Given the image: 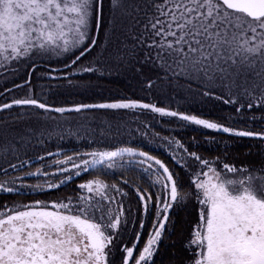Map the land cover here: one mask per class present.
<instances>
[{
	"label": "snow or ice",
	"instance_id": "6c2138e0",
	"mask_svg": "<svg viewBox=\"0 0 264 264\" xmlns=\"http://www.w3.org/2000/svg\"><path fill=\"white\" fill-rule=\"evenodd\" d=\"M108 11L105 21V0H0V80L14 81L21 71L28 77L0 94L8 101L0 111L22 109L15 121L25 124L14 131L7 120L0 122V193L47 197L73 177L117 168L138 172L147 186L127 178L108 183L97 175L71 194L0 204V264H157L179 209L189 231L184 254H171L169 264H264V159L206 157L190 150L197 145L157 132L148 143L159 140L171 166L141 147L101 146L124 132L134 135L130 125L145 111L172 118L167 123L179 128L194 125L264 146V126L253 129L255 122L264 125V0H110ZM97 47V55L81 64ZM53 60L63 68H46V78L66 80L68 87H79L73 80L78 72L131 69L142 92L163 88L173 95L165 106L123 96L52 107L32 76ZM57 72L65 74L52 75ZM21 89L24 95H11ZM209 101L233 111L214 118L192 114L190 105ZM96 109L125 110L137 119L93 126L52 115ZM254 110L261 115H248ZM148 128L138 123L135 134L146 139ZM68 137L97 147L28 154ZM34 162L40 166L24 170ZM30 177L37 182H27Z\"/></svg>",
	"mask_w": 264,
	"mask_h": 264
},
{
	"label": "trees",
	"instance_id": "16d2710c",
	"mask_svg": "<svg viewBox=\"0 0 264 264\" xmlns=\"http://www.w3.org/2000/svg\"><path fill=\"white\" fill-rule=\"evenodd\" d=\"M110 0H105V12L104 18L105 21L109 18V6ZM105 27L107 25L105 24ZM93 34H95V29H93ZM100 44L103 45L105 43L104 32L101 29L99 34ZM111 47V46H109ZM100 51V47H97L96 50L90 55L85 57L81 64H87L88 61L92 60L93 57L97 55ZM66 62V61H65ZM79 67V65L77 66ZM46 68H63V62L57 63L55 60L51 62H47L46 65L39 68L36 73L32 76V85L35 86V90L37 93L43 92L45 94L44 98L47 100L50 106L52 107H71L75 103H99L110 101L112 99H117L123 96H129L131 98H141L144 102H158L159 106H165L169 104V97L173 95L171 89L165 90L163 88H159L156 90L155 94L142 92L140 90V86L138 84V78L136 74L131 70H120L113 71L111 74L105 73L103 76H99L95 73H87V72H78L77 75L73 77V80L79 87H68V82L66 80H49L46 78L47 72ZM63 72L52 73V75H64ZM43 77V78H42ZM27 74L23 71L19 74V76L14 81H9L5 83L3 80H0V94L4 92L5 88H11L13 83L20 84L27 80ZM48 85H52V89L49 90ZM56 85H60V87H55ZM26 89H21L19 91L13 92L11 95L22 96L24 95ZM180 98L179 95L176 97ZM8 102L6 98L0 96V103ZM175 103L172 104V107L175 108ZM192 114H202L204 118H214L218 115H227L232 112L233 109L230 105H224L220 101H209L205 104H192L190 105ZM30 113H35L37 110L34 109H26ZM22 109L18 107H14L11 110L0 111V122L7 120L8 127L14 131H20L25 127L24 123H18L15 121V117ZM211 113V116H209ZM255 114L260 116L261 113L258 110H254V112H249L248 115ZM56 116L59 120L62 121H71L73 124L76 123H84L87 124L89 121L92 122L93 126L99 125L103 122H112L114 125L118 124L121 120H136L135 116H129L126 114L125 110L113 111V110H88L83 114H65L61 116L60 114H52ZM87 117V119H85ZM172 118L165 117L159 118L156 116L154 118V114L150 112H143L139 114V125L143 123H148L149 128L147 131L149 132L148 137L145 139L139 134H135V129L138 127V123H132L130 128L132 129L134 135H128L127 132H124L121 135H117L113 138L105 140L104 144L101 146H132V147H141L142 150L149 151L150 154L157 156L162 160H168V156L170 152L165 149L164 146L161 145L159 140H155L151 144L148 143L149 140H152L151 133L157 132L160 133L161 136L173 135L177 139H180L186 146H190L192 144L197 145L196 147H191L190 150L197 151L201 155L206 157H215L221 156L223 157L225 153L228 154L229 160H235L237 163H250L257 162L261 159H264V146L257 140L251 138H234L229 137L227 134L215 133L211 130H206L198 126L190 125L188 127L179 128L174 123H167V121H171ZM32 126L38 127V122L33 119L31 121ZM264 125H261L258 122L253 123V129H259ZM141 131H144L143 127H141ZM3 133V125L0 123V136ZM215 141L213 143L212 141ZM120 141H125L127 144L119 143ZM97 147L96 144H93L89 147L87 141H80L73 137H68L65 140L61 141L58 139H53L49 141L46 145L37 148H29V155L44 154V149L47 151L55 152L59 149H64L66 154H71L72 150H81L88 151L91 148ZM62 158V157H61ZM9 159H12L9 157ZM18 161L12 159V163H17ZM3 161H0L2 164ZM169 165L171 166L172 162L168 160ZM4 167H7V164H3ZM40 165L37 163H33L31 166H26L24 170H33ZM10 174L18 175L19 173ZM92 173L82 174L79 177H73L71 181L67 184L61 186L58 190H53L48 194L47 197L34 196V197H16L11 194L0 193V204L11 201V200H23V202H28L33 199H48L51 197H56L61 195L64 192L70 191V186L72 183H78L84 181L87 176ZM2 175V172H0ZM101 177L104 178L106 182H114L119 181L122 178H127L130 183L139 182L142 186L146 187L147 184L144 180H139V173L135 171L122 172V170L115 171L113 174L111 173H99ZM29 183H36L37 178L30 177L28 178ZM134 191L130 190V195H132ZM173 220L176 221V227L172 231L171 235L167 236L164 244L161 245V256L157 258V264H169V259L171 254L175 253L177 256H182L185 251L186 245V237L189 231L188 217L185 215L184 209H179L174 213Z\"/></svg>",
	"mask_w": 264,
	"mask_h": 264
},
{
	"label": "rangeland",
	"instance_id": "374dc122",
	"mask_svg": "<svg viewBox=\"0 0 264 264\" xmlns=\"http://www.w3.org/2000/svg\"><path fill=\"white\" fill-rule=\"evenodd\" d=\"M118 170H120L119 168H117V169H113V170H108V171H106L107 173H115V171H118ZM92 174L91 175H89V176H87V178L84 180V181H86V180H88V179H91L93 176H97V175H99V173L98 172H91ZM100 176V175H99ZM100 178L101 179H103L104 180V178L103 177H101L100 176ZM84 181H82V182H84ZM82 182H78V183H72L73 185L72 186H70V191H68V192H64V193H62L61 195H66V194H71V193H73L75 190H76V186L79 184V183H82ZM108 183H111V182H109L108 181ZM129 194H130V192H129ZM38 196H41V195H38ZM60 196V195H59ZM134 196H135V194H134V192L132 193V195H130V197H132L133 199H134ZM51 198H54V197H51V195L48 197V199H51ZM184 212H185V210H184Z\"/></svg>",
	"mask_w": 264,
	"mask_h": 264
},
{
	"label": "flooded vegetation",
	"instance_id": "af4514ba",
	"mask_svg": "<svg viewBox=\"0 0 264 264\" xmlns=\"http://www.w3.org/2000/svg\"><path fill=\"white\" fill-rule=\"evenodd\" d=\"M150 223H151V222L149 221V227H150Z\"/></svg>",
	"mask_w": 264,
	"mask_h": 264
}]
</instances>
